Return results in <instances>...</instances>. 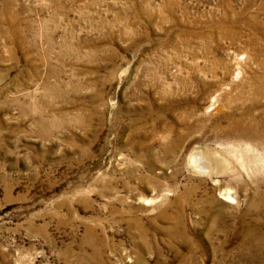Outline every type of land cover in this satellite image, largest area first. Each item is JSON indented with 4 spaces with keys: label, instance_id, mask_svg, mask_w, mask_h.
<instances>
[{
    "label": "rangeland",
    "instance_id": "obj_1",
    "mask_svg": "<svg viewBox=\"0 0 264 264\" xmlns=\"http://www.w3.org/2000/svg\"><path fill=\"white\" fill-rule=\"evenodd\" d=\"M0 264H264V0H0Z\"/></svg>",
    "mask_w": 264,
    "mask_h": 264
},
{
    "label": "bare ground",
    "instance_id": "obj_2",
    "mask_svg": "<svg viewBox=\"0 0 264 264\" xmlns=\"http://www.w3.org/2000/svg\"><path fill=\"white\" fill-rule=\"evenodd\" d=\"M242 120L240 119V118H238V119H236V124L238 125V126H241L243 123L241 122ZM247 125V124H246ZM258 125H260V124H258ZM245 130H247V129H245ZM240 132V131H239ZM249 132V131H248ZM239 134V133H238ZM246 134V133H245ZM259 134V133H258ZM241 135V134H240ZM244 135V134H243ZM249 135V134H248ZM244 136H246V135H244ZM222 194H224L227 198H231L230 197V195H229V193H227L226 191H223L222 192Z\"/></svg>",
    "mask_w": 264,
    "mask_h": 264
}]
</instances>
